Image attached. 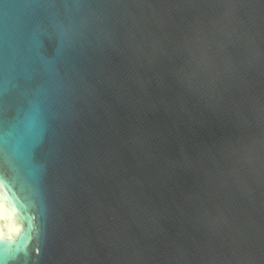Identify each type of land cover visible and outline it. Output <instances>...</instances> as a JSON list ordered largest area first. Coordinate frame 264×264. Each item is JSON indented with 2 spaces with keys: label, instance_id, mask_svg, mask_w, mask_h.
I'll return each mask as SVG.
<instances>
[{
  "label": "water",
  "instance_id": "1",
  "mask_svg": "<svg viewBox=\"0 0 264 264\" xmlns=\"http://www.w3.org/2000/svg\"><path fill=\"white\" fill-rule=\"evenodd\" d=\"M0 264H264V0H0Z\"/></svg>",
  "mask_w": 264,
  "mask_h": 264
}]
</instances>
